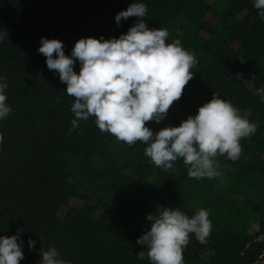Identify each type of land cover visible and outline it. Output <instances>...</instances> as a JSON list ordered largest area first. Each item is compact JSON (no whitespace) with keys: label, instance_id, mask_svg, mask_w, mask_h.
<instances>
[{"label":"trees","instance_id":"16d2710c","mask_svg":"<svg viewBox=\"0 0 264 264\" xmlns=\"http://www.w3.org/2000/svg\"><path fill=\"white\" fill-rule=\"evenodd\" d=\"M132 2L146 4L140 19L149 29L166 28V42L180 40L197 59L164 121L146 122L154 134L179 126L214 94L257 124L255 134L240 141L239 159L217 157L218 177L190 178L182 159L172 170L158 168L144 155L145 144L129 146L101 132L94 116L69 131L74 98L47 68L40 38L58 39L68 56L80 38H118L137 18L118 26L114 17ZM4 31L0 76L12 111L0 120V235L21 230L19 264H40L52 246L71 264H150L147 254L137 259L144 246L136 231L113 216L118 207L127 220H141L147 200L189 217L208 211L209 242L191 237L184 264H205L201 255L209 249L214 255L206 264H251L264 251V100L258 94L264 90V20L253 0H0ZM129 179L146 183L136 198L128 197ZM68 190L78 191L82 203L63 204L60 194ZM104 190L114 204L103 202ZM29 239L36 242L31 249Z\"/></svg>","mask_w":264,"mask_h":264},{"label":"clouds","instance_id":"9594fccd","mask_svg":"<svg viewBox=\"0 0 264 264\" xmlns=\"http://www.w3.org/2000/svg\"><path fill=\"white\" fill-rule=\"evenodd\" d=\"M253 6L264 20V0H253ZM147 11L143 2H132L114 17L118 26L122 19L137 18L126 34L109 39L80 38L70 56L65 55L58 39L40 38L38 52L45 57L47 68L58 73L59 80L67 85L66 94L74 98L71 111L75 119L69 131L78 128L79 121L94 116L101 132L110 133L129 146L137 141L145 144L144 155L158 168L172 170L174 163L182 159L190 178L218 177L221 172L217 157L239 159L240 141L255 134L257 124L244 117L229 100L214 94L179 126H166L155 134L146 126L149 121H164L170 106L180 99L193 78L192 69L197 63L195 54L184 49L180 40L166 42V28L146 26L140 18ZM5 38L8 39L6 31L0 33V42ZM77 61L78 73L74 71ZM5 80L0 76V120L12 111L7 103ZM258 94L264 100V90H258ZM3 139L0 133V143ZM208 217L203 208L189 217L179 207H158L156 215L147 216L149 230L137 239V244L144 246L136 254L137 259L143 260L147 254L150 264H184L183 251L191 237L202 245L208 244L212 231ZM20 231L12 236L0 235V264H19L24 259ZM35 243L29 239V248ZM211 255V249L202 253L205 264ZM41 257L40 264H71L60 258L54 246L43 251Z\"/></svg>","mask_w":264,"mask_h":264},{"label":"rangeland","instance_id":"374dc122","mask_svg":"<svg viewBox=\"0 0 264 264\" xmlns=\"http://www.w3.org/2000/svg\"><path fill=\"white\" fill-rule=\"evenodd\" d=\"M128 183L130 185L128 189V197H131V198H136L139 195L140 189L146 184L144 183V184L135 185L132 183L131 179L128 180ZM103 192L104 194L106 193L104 196H102L103 202L114 204L115 200L112 199L111 193L106 192V190H104ZM60 198L63 204H65L66 201H68V204H71V205H79L82 203V200L79 199L78 191L76 190L62 191L60 194ZM118 201L120 203H125L122 200H118ZM154 203H155L154 200H147L145 202V204L142 206V208L145 210V214L141 220H137V219L127 220L128 218L126 217V215L118 207H116V210H114L113 216L114 218L123 221L126 226L134 229L137 233V239H138L141 235H143L150 228V221L147 220V216L149 214L151 215L157 214L156 208H158L160 205H157V204L155 205ZM165 207L171 208L169 205H166ZM137 239H136V242H137Z\"/></svg>","mask_w":264,"mask_h":264},{"label":"built area","instance_id":"2783aa9c","mask_svg":"<svg viewBox=\"0 0 264 264\" xmlns=\"http://www.w3.org/2000/svg\"><path fill=\"white\" fill-rule=\"evenodd\" d=\"M262 236L263 234L260 236V238H262ZM262 254H263V251L257 256V258H255V260L251 264H259Z\"/></svg>","mask_w":264,"mask_h":264},{"label":"flooded vegetation","instance_id":"af4514ba","mask_svg":"<svg viewBox=\"0 0 264 264\" xmlns=\"http://www.w3.org/2000/svg\"><path fill=\"white\" fill-rule=\"evenodd\" d=\"M263 237H264V234H263ZM263 261H264V251H263L262 257H261V259L259 261V264H263Z\"/></svg>","mask_w":264,"mask_h":264},{"label":"water","instance_id":"95a60500","mask_svg":"<svg viewBox=\"0 0 264 264\" xmlns=\"http://www.w3.org/2000/svg\"><path fill=\"white\" fill-rule=\"evenodd\" d=\"M263 264H264V261H263Z\"/></svg>","mask_w":264,"mask_h":264}]
</instances>
